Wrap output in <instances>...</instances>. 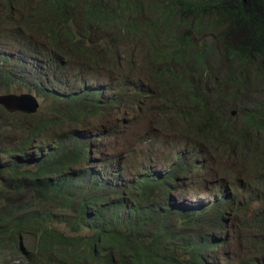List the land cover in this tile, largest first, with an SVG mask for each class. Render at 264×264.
Returning a JSON list of instances; mask_svg holds the SVG:
<instances>
[{"label":"trees","instance_id":"obj_1","mask_svg":"<svg viewBox=\"0 0 264 264\" xmlns=\"http://www.w3.org/2000/svg\"><path fill=\"white\" fill-rule=\"evenodd\" d=\"M0 28L59 70L60 87L71 73L84 83L65 96L33 69L0 72V95L26 91L43 101L35 114L0 106V251L20 257L16 264H200L228 232L229 212L258 204L251 227L261 228L231 257H264V0H0ZM101 94L110 95L104 105ZM135 103L145 112L118 119L114 141H125V151L111 147L110 173L71 187L69 171L88 161L85 118ZM169 118L182 138L157 134ZM128 126L140 134L125 139ZM107 128L94 137L108 139ZM221 149L242 153L259 177L212 182L209 159ZM216 169L228 180L237 174ZM197 181L216 191L214 201H172Z\"/></svg>","mask_w":264,"mask_h":264},{"label":"clouds","instance_id":"obj_2","mask_svg":"<svg viewBox=\"0 0 264 264\" xmlns=\"http://www.w3.org/2000/svg\"><path fill=\"white\" fill-rule=\"evenodd\" d=\"M21 36L25 37L24 35H21ZM8 37H9V33H5L0 28V50L2 49L5 50V52L0 51V72L7 70V69H11V66L13 65H21L18 72L29 71L33 69L34 74H36V77L37 75L41 74L45 77L51 78V80H55L54 79L55 77H53L52 75L58 74L59 70L50 68L48 66V63L43 58L42 59L39 58L38 53L34 49H32L27 39L21 42L12 43L10 41H7ZM20 43H23V44L19 45ZM13 50H15L18 53V56L16 57L15 60H14ZM55 83H56V80H55ZM10 94H14V93H10ZM10 94H1V95H10ZM15 95H31L32 97L37 99L38 103L40 102L37 96H35L36 94L34 95V93L32 92L22 91L21 93H18ZM98 97L101 101V104L104 105L108 101L107 99L110 98V95H106V98H105V95L102 96L101 94ZM121 107L123 109H119L120 113L119 115H117V118L114 116L109 117L108 115L107 116L92 115V116L85 118V121L83 122V125L81 127V131L91 132V140L87 143L85 141L86 139H84L86 145L91 144V146L88 152L86 153V157H85V159H88L87 165L83 166V164L81 163L75 166V168H73L71 171H69V174L71 176L70 185L74 189L75 187L79 189L83 186V182L80 180L84 176L93 175L95 174V172H96V177L103 176V175H106L107 173H110L109 169L105 171L104 173H103V170L105 167H107V162H108L107 157L109 156L111 147H113V150H112L113 154L115 153L121 154L125 151V143H126L125 141H114V138L116 137V133H117V127L115 125H117L118 119L121 116L127 115L130 118L134 114H138L139 112L143 111L144 113L145 110H143L142 107L141 108L137 107V103H135L133 106H130V107H125V106H121ZM19 113H22V112H19ZM35 113H30V114H35ZM23 114H27V113H23ZM103 124L105 125V127L109 126L107 128L108 135H109L108 139L104 137L103 138L94 137V136H100L102 134L103 130H101V126ZM142 129L144 128L141 127V130ZM95 130L97 132L93 133ZM125 132H126L125 139L129 140V139L137 137L140 133V129L135 128V127L133 128L132 126H128ZM100 137H102V135ZM69 142L70 141H68V143ZM208 179H211V178L208 177ZM194 183L198 184L199 186H196L195 188H191L190 186L187 185L186 189L183 192H174L172 195V201L175 204H181V205L189 204V203H186L188 201L179 202L176 199V197H179L181 195H187V194L194 196L196 188H198L201 193H204L205 195L209 196L210 200L204 201L203 198L200 199L199 197H197L194 203H200V202L210 203L216 199V191H207L204 189V187L201 188L203 181H197ZM230 217L231 215L229 214V216L224 219L228 223L225 225L229 228L228 232L222 234L219 238L214 240L213 248L212 246H210L209 249L201 252L200 255L195 259L197 262L200 261V264H239L235 260H233L231 257L233 250L236 247L233 244V239L239 240V243H238L239 245L242 242L243 237L240 235L238 230L232 229L231 224H230ZM228 241H230L231 243H228ZM19 247L24 253L26 252L25 246H22V243L20 244ZM252 256H253V260L245 264H264V257L260 256L256 251H252ZM19 261L20 260H18V262Z\"/></svg>","mask_w":264,"mask_h":264},{"label":"rangeland","instance_id":"obj_3","mask_svg":"<svg viewBox=\"0 0 264 264\" xmlns=\"http://www.w3.org/2000/svg\"><path fill=\"white\" fill-rule=\"evenodd\" d=\"M85 77H87L89 81L91 80L90 77L87 74L85 75ZM69 78H70V83L65 85V87H63V86L60 87L58 83H55V80H51L50 81V83H51L50 86H53L60 95H65V96H69V95L74 94V93L82 92V89H83L82 87H83V84H84L83 83V79L81 78L80 81L73 80V73H71V76ZM211 90H213V89H211ZM106 95L107 94H105V98H106ZM169 99L174 101L175 97L170 95ZM42 102L40 101V103H42ZM167 106H168V104H167ZM46 107H48V100L45 103V109H46ZM39 110H40V108H39ZM113 111L117 115H119V113H120L119 110H113ZM114 112H112V113H114ZM112 113H108V116L110 117V114L113 115ZM231 116H233L232 112H231ZM144 122H145L147 127L150 126V124L152 122V115L150 114V115L146 116L144 118ZM176 122L177 121L174 120L173 118H169V120L167 122H164L163 125H161V126H159L157 128L156 127H150L149 130H152V129L156 128V132H157V134L159 136L162 137V140H167L168 141V137H172L174 140L177 139V138H182L183 137L182 135H184V134H179V132H178V130H179L178 128H180L178 126H180L181 124L180 123H176ZM169 125L170 126L173 125L174 127L172 128L171 131L168 132ZM96 132L97 131L95 130L93 133H96ZM182 143L185 146L187 145L186 141H183ZM198 145L199 146L201 145L200 141L198 142ZM140 148H143V154L146 155L147 152H148V145L147 144L146 145H142V146H140ZM156 149H158V148H156ZM204 154L206 156L207 155V151H205ZM209 162H210V165L212 167V170L215 171V177H212L213 173H209V178L211 177V180L214 183L216 182V180L218 182L219 181H224V182H228L227 183L228 186H232L233 185V181H235L237 178H241V176H242V175H238V172L245 173L243 176H245L247 173L251 174V176H247L246 177V182H248L249 179H251L253 181L254 176L255 177H259V176L255 175V174L251 173L252 170L249 168L250 165L248 163V160L242 153H238V154L233 155L232 157H230L228 152H226V151L223 152L222 149H221L220 152L217 153V154L212 153V155H211V157L209 159ZM217 167L225 168L229 172H237V174L235 175V178H233L232 180L225 179L221 175L219 169H216ZM135 171H137V170H135ZM263 171H264V169H263ZM140 173H142V172H139V174ZM262 174L264 176V172ZM262 183L264 185L263 178H262ZM211 184H213V183H211ZM203 187H205V184H202L201 188H203ZM197 197H199L200 199L203 198L204 201L210 200V197L205 195L204 193H201L198 188H196L194 196H192L190 194H187V195H181L179 197H176V199L179 202L188 201L186 203H189V204L193 205L195 200L197 199ZM257 206H258V204L255 205V207L252 206L249 211L244 212V215L235 216L231 212L229 213L231 215L230 224H231L232 229L238 230L240 235L243 238H245L246 235L248 237H252L261 228L260 226L256 227V228L251 227V219L254 218V215H255L254 210L257 208ZM56 227L58 229H62L63 228V226L61 224L56 225ZM228 243H231V242L228 241ZM238 243H239V240L233 239V244L235 246H237ZM18 260H20V258L18 256L11 255V253H9V251H7V250L0 251V264H14V263L18 262Z\"/></svg>","mask_w":264,"mask_h":264},{"label":"water","instance_id":"obj_4","mask_svg":"<svg viewBox=\"0 0 264 264\" xmlns=\"http://www.w3.org/2000/svg\"><path fill=\"white\" fill-rule=\"evenodd\" d=\"M0 105L10 113L22 112V113H35L38 111L39 103L37 99L31 95H0ZM234 115V112H232Z\"/></svg>","mask_w":264,"mask_h":264}]
</instances>
